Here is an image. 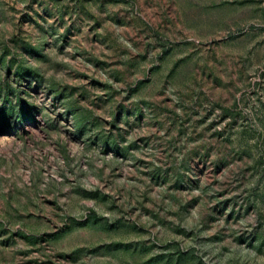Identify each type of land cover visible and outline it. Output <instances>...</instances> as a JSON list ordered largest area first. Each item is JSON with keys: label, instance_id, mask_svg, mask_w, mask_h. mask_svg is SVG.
Segmentation results:
<instances>
[{"label": "rangeland", "instance_id": "1", "mask_svg": "<svg viewBox=\"0 0 264 264\" xmlns=\"http://www.w3.org/2000/svg\"><path fill=\"white\" fill-rule=\"evenodd\" d=\"M0 264H264V0H0Z\"/></svg>", "mask_w": 264, "mask_h": 264}]
</instances>
